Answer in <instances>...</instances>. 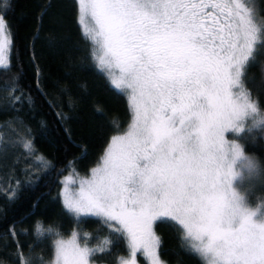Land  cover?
Returning <instances> with one entry per match:
<instances>
[{"label":"snow or ice","instance_id":"snow-or-ice-1","mask_svg":"<svg viewBox=\"0 0 264 264\" xmlns=\"http://www.w3.org/2000/svg\"><path fill=\"white\" fill-rule=\"evenodd\" d=\"M78 9L95 66L127 97L131 122L88 176L64 178V209L77 220L97 217L123 238L129 258L120 264H136L138 253L164 264L153 228L164 218L203 264H264V212L235 187L256 165L225 135L264 128L259 101L244 83L264 50L254 0H78ZM11 44L0 15V68L8 67ZM21 142L31 155V141ZM34 231L36 243L52 234L39 222ZM55 235L51 264H92L113 243L89 247L77 231ZM20 261L30 264L22 253Z\"/></svg>","mask_w":264,"mask_h":264},{"label":"trees","instance_id":"trees-1","mask_svg":"<svg viewBox=\"0 0 264 264\" xmlns=\"http://www.w3.org/2000/svg\"><path fill=\"white\" fill-rule=\"evenodd\" d=\"M0 15L11 34L7 68H0V264H49L55 233L81 234L80 243L95 247L113 241L92 260L116 264L129 251L97 217L79 220L63 207L61 176L86 174L99 161L109 138L126 129L131 112L127 97L115 90L92 58V44L79 22L78 0H8ZM264 18V0H254ZM245 87L264 113V50L256 53L244 77ZM18 89L12 95V89ZM22 99L16 101V97ZM252 120L246 127L252 128ZM226 136L241 144L255 161L251 185L237 181L248 204L264 200V128ZM32 143V154L23 149ZM42 157L44 164L37 162ZM11 197V199H10ZM47 232L36 243L35 226ZM159 256L170 264H203L183 244L178 226L154 222ZM15 232L16 235H10ZM88 233L85 241L82 237Z\"/></svg>","mask_w":264,"mask_h":264},{"label":"rangeland","instance_id":"rangeland-1","mask_svg":"<svg viewBox=\"0 0 264 264\" xmlns=\"http://www.w3.org/2000/svg\"><path fill=\"white\" fill-rule=\"evenodd\" d=\"M79 22H80L82 28L84 29V25L81 23V20H80V15H79ZM130 122H131V119H130L129 123H130ZM129 123H128V125H129ZM128 125H127V127H128ZM127 127H126V129H127ZM126 129L123 130L122 132L115 133V134H113L112 136H114V135H118V134H121V133H123L124 131H126ZM225 135H226V134H225ZM112 136H111V137H112ZM111 137L109 138L108 143L110 142ZM226 139L229 140V141H234V140L229 139L227 136H226ZM235 142L238 143L237 141H235ZM108 143L106 144L105 148L107 147ZM238 144H240V143H238ZM240 145H241V144H240ZM105 148H104V150H105ZM243 151H244V150H243ZM103 153H104V151H103ZM103 153H102V155H103ZM244 155H245L246 157H248L250 160H252V161L255 163L254 159L252 158V156H251L249 153H246V152L244 151ZM99 160H100V159H99ZM98 162H99V161H98ZM98 162L95 163L90 169L94 168V167L98 164ZM238 171H239V169H238ZM89 172H90V170H89ZM89 172L86 173V174H78V173H75V172H73V171H66V172H64V173L62 174V176H61V181H62V183H61L60 191H61L62 188H63V181H64V178H65V177H68V176H73L74 178H75V177H86V176L89 175ZM254 175H255V172L252 173V174H249L247 171H244V172H243V175H242V177H241V179H240V182L243 183V184H246V186L249 187V186L251 185V181H252ZM237 181H238V180H237ZM237 181H236V184H235L236 190H237L241 195L244 196L243 192L240 191L239 188L237 187ZM249 206H250L251 208H253V209H259L260 212H264V200H262V201H258L255 205H250V204H249ZM72 232H73V231H72ZM72 232H70V233H68V234H66V235H61V236H62L63 238H68V237L71 235ZM57 238H58V237H56L55 239H57ZM82 245H83V244H82ZM89 247H90V246H89ZM122 258L127 259V255L124 256V257H122ZM128 258H129V257H128ZM53 259H54V252H53V256H52L51 261H52ZM51 261L49 262V264H51ZM163 262H164V264H170V263H167L166 261H163ZM92 264H106V263H103V262H97V261L92 260ZM116 264H120V260H119Z\"/></svg>","mask_w":264,"mask_h":264},{"label":"flooded vegetation","instance_id":"flooded-vegetation-1","mask_svg":"<svg viewBox=\"0 0 264 264\" xmlns=\"http://www.w3.org/2000/svg\"><path fill=\"white\" fill-rule=\"evenodd\" d=\"M126 255H127V258H128L129 257V251H128V253ZM126 255H124V256H126ZM160 259L162 261H164L161 257H160ZM136 264H149L148 258L146 256H144L142 253H138L136 255Z\"/></svg>","mask_w":264,"mask_h":264}]
</instances>
